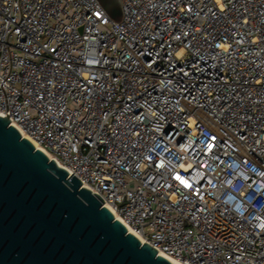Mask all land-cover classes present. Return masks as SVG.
Listing matches in <instances>:
<instances>
[{"label": "built area", "instance_id": "2783aa9c", "mask_svg": "<svg viewBox=\"0 0 264 264\" xmlns=\"http://www.w3.org/2000/svg\"><path fill=\"white\" fill-rule=\"evenodd\" d=\"M122 2L123 21L114 22L99 0H0V113L159 256L260 264L264 0H225L224 11L215 0ZM178 47L189 59L169 67L166 52ZM153 60L155 72L145 68ZM181 67L196 88L216 89L217 100L200 96L199 129L171 103L159 111L179 98L165 84L180 79ZM206 100L235 109L227 136L228 121L208 116ZM151 112L165 119L150 123L142 113ZM202 133L217 134L211 152Z\"/></svg>", "mask_w": 264, "mask_h": 264}, {"label": "water", "instance_id": "95a60500", "mask_svg": "<svg viewBox=\"0 0 264 264\" xmlns=\"http://www.w3.org/2000/svg\"><path fill=\"white\" fill-rule=\"evenodd\" d=\"M104 205L0 115V264H172Z\"/></svg>", "mask_w": 264, "mask_h": 264}, {"label": "snow or ice", "instance_id": "6c2138e0", "mask_svg": "<svg viewBox=\"0 0 264 264\" xmlns=\"http://www.w3.org/2000/svg\"><path fill=\"white\" fill-rule=\"evenodd\" d=\"M224 4H225V0H215V6L219 7L221 11L225 10ZM188 11H191V9L189 8ZM95 15L97 17H101L100 12H96ZM245 23H247V20L245 21ZM197 31H199V29ZM261 41H264V36H261ZM169 47H171V45H169ZM215 47L223 48L225 52L228 51V48L224 44H217L215 45ZM53 51H55V49H53ZM156 55L159 56V53H156ZM166 56L168 57V60L170 61L169 67H173V68H175L178 63H182L185 60L189 59L187 55V48H179V47L174 48L171 51L166 52ZM202 58L203 57H201V59ZM156 63L157 61L153 60L147 63L145 68L151 72H155L156 69L153 68V65ZM137 64H139L138 61H137ZM191 68L194 71L203 72V69H200L196 63H193L191 65ZM178 71L182 74L180 79L177 80L175 83L172 80L167 81V83L165 84V87L168 88L169 92H172L173 90L178 92L179 98L164 99L162 102L163 107H161L159 111L163 112L167 108V106L171 103L172 108L176 109L180 114H182V122L185 124V126H193L199 129L201 125L204 123V120L201 119L200 115H198L196 111L197 109L204 108V104L201 103L200 96H204V97L211 96L212 100H217L218 97L216 95H213V92H215L216 89L214 85L212 84V82L202 84V89L196 88L195 83L191 82V77L188 71H185L183 67L179 68ZM159 75L163 76L164 73H159ZM185 77L189 78L187 82L184 81ZM216 83H219V82L217 81ZM141 86L143 85L141 84ZM189 88L195 90V92L198 95H191V92H189ZM145 91H147L146 88H145ZM184 93H188V95H185ZM128 98L133 101L135 100V96H129ZM40 99H43V98L40 97ZM181 100L185 101L183 105H181ZM193 102H195V104H193ZM205 103L209 104L208 116L212 117L216 123L220 124L222 120L228 121L227 124H221V130L223 131L224 136H227L228 133L227 131H224V129L230 127L233 122L232 119H229V116L230 115L233 117L236 116V111L235 109H233L232 104L228 103V104L220 105L219 108H217V105L212 104L211 101L206 100ZM190 105L192 106L191 108L189 107ZM152 106H153L152 104H149V108H151ZM129 107L131 106L129 105ZM169 112L170 114H174L172 112V109H169ZM0 115H3V113H0ZM142 115L144 116L145 119L154 117L155 118L154 120L150 119V123H153V122L158 123V121L165 119L164 116L158 115L157 112L142 113ZM189 119H191V125H188ZM260 119H264V117H261ZM239 120L240 121H245V120L251 121L252 117L251 116H241L239 117ZM113 135H117V133H114ZM136 135H139V132H137ZM202 135L205 137L207 141L206 147L208 148L209 152H211L217 146L215 143L218 138L217 134L209 135L208 133H202ZM241 138H244V137H241ZM101 143H103V141H101ZM175 179L179 181L184 187L192 189V185L188 183L186 180H184L180 175H176ZM195 194L198 196L199 191L196 190ZM184 198L187 199V197H184ZM136 246L138 247V244ZM210 246L211 245H209V247ZM257 251L259 252V250ZM240 258L241 257L239 256L236 257V259H240ZM260 264H264V254L261 255Z\"/></svg>", "mask_w": 264, "mask_h": 264}, {"label": "rangeland", "instance_id": "374dc122", "mask_svg": "<svg viewBox=\"0 0 264 264\" xmlns=\"http://www.w3.org/2000/svg\"><path fill=\"white\" fill-rule=\"evenodd\" d=\"M104 9L106 10L108 16L114 22L123 21V2L122 0H99Z\"/></svg>", "mask_w": 264, "mask_h": 264}, {"label": "bare ground", "instance_id": "6f19581e", "mask_svg": "<svg viewBox=\"0 0 264 264\" xmlns=\"http://www.w3.org/2000/svg\"><path fill=\"white\" fill-rule=\"evenodd\" d=\"M30 139V138H29ZM31 140V139H30ZM32 141V140H31ZM33 142V141H32ZM106 208H108L109 209V207H106ZM110 210V209H109ZM118 220H120V219H118ZM121 221V220H120ZM122 222V221H121ZM127 229H128V231H129V233L130 234H133L134 236H137V234L136 233H134L131 229H129L128 227H127ZM164 258H166L167 260H169L172 264H181L180 262H178V261H176V260H173V259H171V258H168V257H165V256H163Z\"/></svg>", "mask_w": 264, "mask_h": 264}]
</instances>
